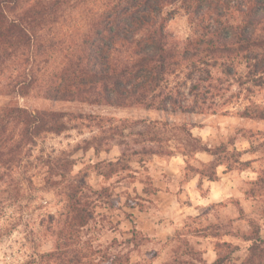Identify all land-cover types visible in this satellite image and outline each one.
<instances>
[{
	"label": "rangeland",
	"instance_id": "rangeland-1",
	"mask_svg": "<svg viewBox=\"0 0 264 264\" xmlns=\"http://www.w3.org/2000/svg\"><path fill=\"white\" fill-rule=\"evenodd\" d=\"M104 2L81 3L63 31H84ZM193 11L191 2L164 7L176 53L217 25ZM246 19L230 5L221 22L232 33ZM214 40L186 47L190 59L166 78L164 108L158 99L145 108L0 94V107L64 112L68 122L36 138L12 172L0 167V264H58L47 258L56 246L64 264L247 259L248 242L264 239V70L253 72L240 44L221 50Z\"/></svg>",
	"mask_w": 264,
	"mask_h": 264
},
{
	"label": "trees",
	"instance_id": "trees-1",
	"mask_svg": "<svg viewBox=\"0 0 264 264\" xmlns=\"http://www.w3.org/2000/svg\"><path fill=\"white\" fill-rule=\"evenodd\" d=\"M86 1L0 0V83L5 77L14 78L11 94L25 97L35 90L52 101L114 107L150 108L158 99L164 108L170 99L164 95L166 78L190 59L186 47L193 52L201 46L212 48L214 39L221 42V50H227L231 41L240 44L246 58L253 60V72L264 70V0H248L247 8L242 0H104V9L89 19L84 31H63L71 11ZM177 2H191L194 13H208L217 23L208 38L204 34L188 41L182 53H176L165 30L172 14L163 12L166 5ZM230 5L247 12L248 18L232 33L221 22ZM250 48L262 52L252 55ZM56 57L59 65L53 63ZM35 82L38 86L29 89ZM66 115L1 106L0 167L12 172L36 138L65 131ZM257 115L263 118L262 112ZM248 252L241 264H264V239L254 241ZM65 254L56 246L47 258L64 264ZM70 256L71 263L77 262V254ZM213 264H224L223 258Z\"/></svg>",
	"mask_w": 264,
	"mask_h": 264
},
{
	"label": "clouds",
	"instance_id": "clouds-1",
	"mask_svg": "<svg viewBox=\"0 0 264 264\" xmlns=\"http://www.w3.org/2000/svg\"><path fill=\"white\" fill-rule=\"evenodd\" d=\"M89 8L92 7L91 5L88 6ZM13 82H14V78L13 79H9L7 77L4 78V83H0V94L3 95H8L11 97V89L13 87ZM38 86V82L33 83L29 89L33 88V87H37ZM56 102H49V106L52 107L55 105ZM6 106H10V105H6ZM261 223V227H264V220L260 221ZM262 235H264V232L261 233ZM251 241L248 242L249 247H251Z\"/></svg>",
	"mask_w": 264,
	"mask_h": 264
}]
</instances>
